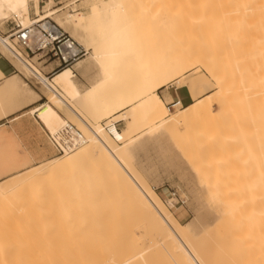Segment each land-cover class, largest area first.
<instances>
[{"label":"rangeland","instance_id":"obj_1","mask_svg":"<svg viewBox=\"0 0 264 264\" xmlns=\"http://www.w3.org/2000/svg\"><path fill=\"white\" fill-rule=\"evenodd\" d=\"M77 1L78 0H56V3L60 7L59 13L71 11L74 20L77 21L75 23L81 24L82 26L84 25V27L86 25L82 32L85 33H83V36H86L85 40L88 43H84L80 39L76 40L74 36L67 31L73 39L85 48L90 46L88 48L90 51L88 54L89 56L87 55L85 58L81 59L72 68L77 75L82 90H85L96 80L103 78L101 76V78L98 79L95 74L85 75L88 71L82 72L80 67L89 68L90 66H97L96 61L89 60L88 58L91 56L92 51L94 55H97V50L93 48V43L94 39L99 37L98 35H100L99 33L103 29H101L99 25H103L105 22L107 23L106 20H108L109 17V20L112 19L107 9H102L105 3L108 5V2L110 3L111 0ZM118 1L123 5V8L118 9L120 11H118V14L116 13L118 17L116 19L119 20L114 22L124 31L125 38L123 37L122 40L130 50L125 52L121 57L120 67L117 73V76H125V82L122 85L114 83L109 86L103 93L106 98L116 94L119 96H126L128 92L130 93V91L127 90L131 89L132 92L133 89L135 90L139 85L137 82L140 79L143 80H140L141 83H144L146 79H149L148 76L154 78L158 77L159 73L163 71L173 70L175 67L174 63L178 60L179 56L183 57V59L185 57L186 59L184 62L192 67L189 72L180 76V80H184L185 78L186 80H200L199 82L201 85H199L198 91L199 89L200 91L212 90V95L210 94V98L206 101L211 104L212 114L210 117H203L195 125L196 131L193 133L194 135L192 134V137L191 135L185 136L182 133L184 131L183 128L181 129L183 130L181 132L182 135L175 136L167 134L162 129H156L153 133L143 136L138 141L139 145L129 146V149L126 150L128 162L140 173V176H142L148 188L154 189V192L162 202L164 208L173 214L180 226L185 227L191 223L195 224V227H192L189 240L192 247L199 250L196 251L197 253L200 252L198 254L202 259L203 257L204 259L207 257L205 260L209 261H205L206 263L241 264L243 261L246 264L247 260L252 257L251 259L253 260H249L251 263L248 261V264H253L254 262L257 264L262 260H259L258 257L261 258V256L258 255L257 257V254H263L258 253L257 248L259 246L254 244V246H256L255 250L257 251L255 257V253L253 254L254 251H248L251 253V256L248 255L247 252L245 254L250 257L247 258L246 256V259L244 258L245 260H243L242 257H244L245 254L242 253V251H245L243 250L244 248L241 247L246 245L242 246L244 243L237 240L238 237L234 233L236 229L233 225V219L232 221L230 220V223L229 219H227L228 215L219 201H221L220 198L225 199L226 202H228V200L234 201L238 207H240L241 213L248 216H252L254 211L264 207V200L262 201L258 197L261 195L260 193L262 191L264 194V187L258 188L261 184L264 186L263 0L258 2H252L253 0H203L204 3L200 1L201 4H199V0H195L194 7H192L193 0ZM72 2L76 3L70 6L69 4ZM92 4L98 5V12L107 14H104V17L103 14L101 17L99 16L98 23L92 20L90 21L89 19L92 16V9L89 5ZM196 4H198L197 7ZM40 6L41 10H43V0H40ZM72 7L76 12L73 11ZM101 9L103 11H100ZM33 13L32 7L30 8L31 18L35 17ZM193 15L194 17L192 18ZM100 21L103 22L101 23ZM15 22L14 19H10L0 24L1 36L7 37L2 34L11 31ZM94 23L96 25L98 24V28L95 25L93 26ZM96 30L100 31L96 33ZM89 33L93 35V38H89ZM92 35L90 37H92ZM87 38L89 40H87ZM19 51L28 62L30 61L33 67L43 76L49 78L45 73L51 69V66L46 68L47 65L38 61L39 56L28 58L21 50ZM0 53H3L2 50ZM3 56L2 61L11 65L15 73H17V71H15L14 68H17L26 78L32 77V75L22 65L20 66L15 59L11 58V56L5 54ZM16 75H18L17 81L20 83H28L26 80H23L19 74ZM144 77L146 78L145 80ZM141 83L139 85L140 87L143 85ZM171 83L173 82H169L166 86ZM134 84L135 87H133ZM176 85L178 86V83H176ZM42 86L43 85L37 86V89L31 86L39 94L38 99L40 100L30 101L29 105L35 103L39 106L48 101L47 92ZM139 86L137 88H140ZM220 87L221 91H223V97L218 102L215 101L214 98ZM106 98L97 100L95 105L93 103L85 106L78 105L80 110L79 115L86 120L90 126H100V128H102L101 123L103 121L112 119L107 115L100 114L103 107H111L106 103ZM5 101V96H2V106ZM130 108L131 106L126 109L117 107L114 109V115L123 113L128 117L127 121L120 122L119 128L121 131L116 132L114 130L115 126L111 127L112 135L104 130L115 145H122L128 138L141 134L161 119L150 117L146 108L140 107L138 103L136 104V111L134 113L128 110ZM175 110L176 108L167 109L168 115L162 118L171 116ZM62 114L67 121L75 123V121L69 119L65 113L62 112ZM29 119L34 118L25 116L22 120L17 122H24L27 125ZM112 121H118V119H113ZM17 122L8 120L4 123H0V125H2V127H0V173L2 171L6 173L0 176V188L8 189V191L13 190L11 191V193H13L11 195L12 199L27 198V201L24 199L22 203L24 202L25 204L26 202V207H29L31 210V205L35 208L38 207L39 210H43L41 212L43 218L46 212L48 216L51 212H62L63 210L65 215L72 217L75 227H78L77 230H74L77 234H73L72 236L75 244L73 245L76 246L77 244L78 249L81 248L80 250L82 251L91 249L93 245L91 239L88 238L94 235L95 230H97L99 226L90 219L88 221V216H85V219L78 217L79 214L80 216H84V214H82L83 212H79L81 211L79 208L82 209V207H85L83 205L87 204L89 200H92L90 198H94V203L96 202V204H98L96 205L98 206L97 208L100 207L104 212L107 211L106 208L109 206V201H114L113 204L110 203L112 206H109L111 207V213L109 214L106 212L108 216L106 215L104 219L108 227L112 225L110 219H112L113 216V223L115 226L116 223L118 224L116 226L117 228H122L124 230V228L134 223V219L130 218L133 215L132 211L128 208H124L122 203L123 200L120 198L117 190L112 186V183L110 184L107 181L106 183H100L98 178L85 181L84 171L83 173L80 172V182L76 183L74 187L66 186L65 188V185L56 182H41L38 183V186L36 184L20 190L18 187L20 180L29 178L35 171V167L44 166L50 161L58 158L62 161L66 158V155L61 156L54 153L51 159L46 162L19 170L12 169V167L14 168L18 165V154L22 151L20 145L13 142L15 139L13 129L14 124ZM4 130L5 132L9 131L12 132V134L14 133L13 136H8V134L3 133ZM116 133L123 137V139L120 140V144L116 143L113 138ZM128 133L130 137L125 135ZM142 144L148 145L150 150L146 151L144 147H141ZM5 162H8L7 167L5 166ZM64 169L65 168L62 170L59 169V171H63ZM94 183L96 185H93ZM63 191L66 195L63 194ZM174 191L183 195L186 198V202H181L170 209L165 205L164 199ZM77 194H80L83 199H79L81 197ZM70 195H74L76 199ZM84 195L86 198L88 197L89 200H87ZM188 195H194L200 206L201 210L196 216H194L193 210L189 206L187 199ZM68 196L70 197L69 199H67ZM263 196L264 195H262V197ZM77 200H79V202H77ZM81 200L85 204L81 203V205ZM62 201L64 206H69L71 204L69 206L70 208H63ZM72 201L76 205H73L74 203H72ZM70 209L72 211H69ZM76 210L79 212L78 214ZM43 212L45 213L44 215ZM125 217L126 220H124ZM120 219L123 220V222ZM120 221L122 223H119ZM219 228L222 229L219 230ZM262 230L264 233V228H262ZM231 231L233 232L230 233ZM221 233L226 235V237L223 235L226 239L222 237ZM263 233L262 236L260 234L261 239H264ZM74 236H77V239H75ZM250 236L252 237L254 235H249V238H251ZM230 237L232 241H230ZM83 238H86L84 242ZM76 240L79 241V244L82 241V245H79ZM247 242L249 243V241ZM258 242L260 241L258 240ZM148 244L149 242L146 241L141 250L147 248L149 246ZM74 246L73 248L76 249L77 247ZM250 246L249 244L248 247ZM260 248L261 246L259 249ZM253 249L254 247L252 250ZM262 251L264 252V247ZM256 257L259 260L258 262ZM262 257L264 256L262 255ZM168 261L169 264L172 262L170 259H168Z\"/></svg>","mask_w":264,"mask_h":264},{"label":"bare ground","instance_id":"obj_2","mask_svg":"<svg viewBox=\"0 0 264 264\" xmlns=\"http://www.w3.org/2000/svg\"><path fill=\"white\" fill-rule=\"evenodd\" d=\"M194 1L195 0H193L192 7L195 6ZM200 1L204 3L203 0H199V4H201ZM258 1H262V0H253L252 2H258ZM24 2L28 6L26 10L19 9L17 12H10L5 7L3 10V17H0V24L5 23L7 20L14 19L16 21L15 23L19 24V26L22 29H28L35 22H40L43 21L44 19L52 18L56 25L61 27L63 30L65 29L66 33L67 31H69L76 40L80 39L84 43L87 42L85 40L86 36L84 37L83 36L84 32H82L86 27V25L84 27V25L82 26L81 24L75 23L77 21L74 20V16L71 13V11H65L62 13H59L60 12L59 11L56 13L55 17L44 16L43 19H39L36 17V6L37 4H40V0H24ZM5 3H7V0H5ZM75 3L76 2H72L69 5L71 6L74 5ZM114 4H120V1L111 0L110 3L108 2V5H114ZM197 5L198 4H196V7ZM31 6L33 7V11H34L33 14L35 16L34 18L30 17V8H32ZM102 9L103 10L107 9L109 15L112 16L111 17L112 19L109 20L110 19L109 17L108 20L105 19L107 23L105 22L103 23V25L102 24L99 25L101 26V29L102 28L103 29L99 33L100 35L97 34L99 37L94 39L95 44L93 43V48L95 50L100 49L101 54L105 59V62L113 65L112 78L108 80L106 83H101V80L103 78L96 80L94 83H92L90 87H88L85 90H82L79 84V80L77 79V75L75 74V71L70 67L64 68L61 71L70 70L72 71L73 75L68 78L62 79L61 81H56V76H59L61 71L55 73V75H53L51 79L43 76L35 67L32 66L30 61L28 62L26 58L22 56L20 51L14 47V45L10 42L11 39L8 37L1 36L0 33V51L2 50V52L5 55L11 56V58L15 59L20 66L22 65L29 72L28 68L25 67V63H27L29 68L35 69V71L41 77V79L38 80L42 83L43 85L42 87H44V90H46L47 99H48V101L43 105L49 106L52 109V114H53L49 118L58 117L64 120L66 123L67 122L70 123L69 121L66 120V118L62 114L63 112L68 116L69 119L75 121V123L73 122L71 124L74 125L79 131H81L86 137L89 138L88 143L82 145L74 152L67 154L66 156L64 155L66 157L64 158V160L61 161V159L58 158L50 161L44 166L35 167L34 168L35 171L33 172V174L29 178L21 179L18 187L21 190L23 188L31 187L32 185H36V184L38 186V183L41 182L42 183L56 182L65 185V188L66 186L74 187L76 183L80 182L79 181L80 172L83 173L84 171L85 181L98 178V181L100 183H104V182L106 183V181L109 182L110 184L112 183V186L117 190L120 198H122L123 200L122 203L124 208H128L130 211H132L133 215L130 218L134 219L133 221L134 223H132L131 226H127L123 230L122 228L116 227L118 225L117 223L115 226V224L113 223L114 222L113 220L114 216H113V218L110 217L112 218L110 219L112 225H109L110 227H108L105 224L104 219L106 218L105 217L106 215L108 216L107 213L109 214L111 213L110 211L111 207L109 206H112L110 205V203L113 204L114 201L112 202L109 201V206H107L108 208H106L107 209L106 211L107 213H106L100 207L97 208L98 206L96 205L98 204H96V202L94 203L93 201L94 198H90L92 200H89V198L88 197L86 198V196L84 195L85 198L89 201L87 204H85L82 200H81L82 202L80 201V204L81 203L85 204L83 205L85 207H82V209L79 208L81 210L79 212L80 213L83 212L82 214H84V216L83 215L80 216L79 214L78 217H82V219L83 218L85 219V216H88L87 218L88 221L90 219L91 221L96 222L99 226L98 229L95 230L94 235L91 238L90 237L88 238L91 239L93 245L91 249L82 251L80 250L81 248L78 249L77 244L76 246H74L75 245L74 238H72L73 234H77L76 231L74 232V230H77L78 227H75L72 217L65 215L63 210L62 212L61 211L51 212L49 213L48 216H47V212L46 214L43 212V215L45 214L43 218L41 214L43 210L40 209L41 210L40 211L38 207L35 208L33 207V205H31L32 210L29 209V207H26L25 205L26 202L25 204L24 202L22 203V200L24 201L25 198L12 199L11 195L13 193H11V191L13 190L8 191V189L0 188V264H124V261L129 259L132 260V264H166V263L169 264L168 259H170L173 262V263L171 262L170 264H208L206 262L209 260L207 261L205 260L207 259V257L205 259L203 257L204 259L203 261V259L198 254L200 252L197 253V251L199 250L192 247L191 242L189 240V235L192 231V227H195V224L191 223L185 227H182L177 223L173 214H171L164 208L162 202L154 192V189L148 188L142 176H140V173H138L136 169H134V167L130 165V163L126 158V150L129 149V146L131 145L134 146L138 144V141L143 136L153 133L156 129H162L167 134L173 136L182 135L181 132L184 130L182 133L185 136L191 135L192 137V134L195 133L196 131L195 125L203 117H210L212 114L211 104L206 102L207 99L210 98L212 94L210 92L200 97V94L204 92L203 90H202L203 92L200 91V89L198 91V87L199 85H201L199 82L200 80H195V79L186 80L188 83L195 85V94H193V91L188 87V83H185V79L180 80L178 86L187 87L192 93L194 102L188 106H182L180 102L176 103L174 105V108H176V110L172 113L171 116L166 118H161L159 122H156L154 125L146 129L141 134L128 138V140L124 142L122 145H115L114 142L106 134V132L102 128H100V126H93V125L90 126L86 122V120H84L79 115L80 110L78 105L85 106L87 104L92 103L91 101H86L84 99V93L90 90L91 88L95 87L96 85H100L99 89L95 94V102H96L99 99L106 98L103 93L112 84L119 83L120 85H122L125 82V76L124 75L117 76L118 68L120 67V59L125 52H128L130 50V48H128L122 40L123 37L125 38L124 31H122L119 28L118 24L116 25L114 22L117 20L116 18H118L116 16V13L118 14V11L120 10L105 8L104 6L102 7ZM102 9L100 11H103ZM97 10L99 11L98 7ZM73 11H75L74 8ZM98 11H97V16L98 18H100L103 13ZM41 13H43V10H41ZM193 17L194 15L192 16V18ZM21 20L25 21L26 23L20 22ZM95 23L93 24V26L95 25L98 28L97 26L98 24L96 25ZM99 31L96 30V33ZM90 36L89 38H93V35L92 37ZM87 40L89 39L87 38ZM89 47L86 48L88 51H89L88 49ZM95 57L96 55H94L92 51V54L88 59L92 61H96ZM185 59H186L185 57L183 59V57L179 56L178 60H176V62L174 63L175 66L174 69L171 71L170 70L163 71L159 73L158 77H175L177 75L183 76L185 73L189 72L192 69V67L188 65L186 62H184ZM84 68L80 67V70L82 69V72H85L88 71L89 69L88 67H84ZM12 76H14L16 80H18V75H12ZM32 76L36 77V75H32ZM148 78L150 79L149 76ZM145 79L146 78L144 77V80ZM139 81L137 82V84L140 85L141 81L140 82ZM168 83L156 87L154 91L157 92L159 89L166 86ZM142 86L141 87L139 86L140 88L136 87L137 89L135 88V90L132 88L133 92L131 89L130 90L126 89L127 91H130V93L128 92L126 96H119L118 94L112 97L108 96L105 99L106 103H108V105L111 107L116 106L117 108L120 109H126L132 106L133 104H137L139 97L142 94L141 93ZM133 87H135V84ZM13 92H14V88L10 87L9 95L12 94ZM2 96H5L4 87L0 85V106H2ZM222 97H223V91H221V87H220L218 92H216V96L214 100L219 102L222 99ZM37 100H39L38 95H37ZM168 109L170 110V107ZM118 121L124 122L121 119H118ZM182 128L183 130H181ZM114 130L116 132L119 131L115 127ZM3 133L8 134V136L10 135L13 136L12 132L9 131L5 132L4 130ZM125 135L130 137L129 133ZM126 145L127 147H125ZM28 163L30 164L31 161H29ZM25 167L27 166L23 164H18L14 168L12 167V169L19 170ZM63 168L65 169L61 171ZM59 169L61 170L59 171ZM4 174L6 173L2 171L0 173V176ZM93 185L96 184L94 183ZM259 187H264V186H262L261 184V186H258V188ZM86 191L90 192L89 190ZM262 192L261 193L259 192L261 195H259L258 197L260 200L263 201L264 196L262 197V195L264 194ZM63 194H65V192ZM70 196H73L75 198L74 195H70ZM78 196H80V194ZM69 198L70 197L68 196L67 199ZM79 199H83V197ZM222 199L223 198H220L221 201H219V203L223 207L224 211L227 213L228 215L227 219H229V222L230 220L232 221L233 219V225L234 228L236 229L234 233L238 237L237 240L242 241V243H244L242 244V246L243 245L247 246V247L246 246L241 247L244 248L243 250L245 251V252L242 251V253L245 254L248 251L249 252L254 251L253 254L255 253L254 254L255 257L256 252L258 251V253H263L262 255L264 256V252L262 251L264 247L262 246L264 245L263 242L264 239H261L263 233L262 228H264V207L263 208L261 207L258 210L254 211L252 216H248L241 213L240 207H238V205L234 201L226 199L228 200V202H226L225 199H223L224 201ZM25 201H27V198L25 199ZM73 201L72 203H74ZM77 202H79V200H77ZM63 204L64 203L62 201V205ZM73 205L76 204L74 203ZM69 206L63 205V208ZM69 211L72 210L70 209ZM79 212L76 210L77 214ZM124 220H126V217ZM121 221L123 222V220ZM121 221L119 223H122ZM220 229L222 228H219V230ZM233 231H231L230 233H232ZM250 233L254 235L252 237L250 236L251 238H249V235H252ZM223 235L225 234H222V237ZM75 239H77V236L75 237ZM85 239L83 240V242L85 241ZM258 240L260 242H258ZM77 241L78 240H76V242ZM146 241L149 242L148 244L149 246L141 250L143 244H145ZM230 241H232V238ZM247 241H249V243ZM249 244L251 245L250 246L251 248L248 247ZM254 244L259 247L261 246L260 248L261 250L258 247L257 248L258 250L256 251L255 250L256 246H254ZM73 246L77 248L74 249ZM253 247L254 249L252 250ZM249 252L247 254L251 256V253ZM258 255L261 256V258L258 257ZM262 255L257 254L259 260L261 259L262 260L259 261L257 257L256 260L257 262L259 261L258 263L261 262L263 264L264 257H262ZM246 256L247 255L245 254V256L242 257L243 260L246 259ZM249 257L247 256V258ZM251 258L252 257H250V259L247 260L246 264H248L249 260H253ZM249 262L251 263V261ZM242 263L245 264V262L243 261L241 262V264ZM209 264H211V262ZM253 264H255V262Z\"/></svg>","mask_w":264,"mask_h":264},{"label":"snow or ice","instance_id":"obj_3","mask_svg":"<svg viewBox=\"0 0 264 264\" xmlns=\"http://www.w3.org/2000/svg\"><path fill=\"white\" fill-rule=\"evenodd\" d=\"M43 5V13H41L40 4H37L36 6V17L39 19H43L44 16L55 17L56 13L60 11V7L57 5L56 0H43ZM5 7L10 12H17L19 9L26 10L28 6L25 4L24 0H7V3H5V0H0V17H3V10ZM89 7L92 9V16L90 19L93 22H99L97 17L98 5L92 4L89 5ZM104 7L120 9L123 8V5L114 4L105 5ZM21 22L26 23L23 20H21ZM95 60L97 61V66H90L88 72H86L85 75L95 74L98 79L102 76L103 79L101 80V83H106L112 78L113 65L105 62L100 49H97ZM25 67L28 68L31 75H36L37 79H41L35 69L29 68L27 63H25ZM53 75H55V72H53ZM72 75L73 73L70 70L61 71L60 75L56 76V81H61L62 79L68 78ZM49 78L51 79V77ZM180 79L181 78L179 75L175 77H154L146 79L141 89L142 94L140 95L137 103L140 107L146 108L150 117L162 118L168 115L167 109L170 107V105H168L166 98L160 96L154 91V89L168 82L180 83ZM185 83H188L186 78ZM0 85L4 87V94L6 98L4 105L0 106V123H4L8 120L19 121L25 116H31L35 118L40 125L38 130L32 132L35 143L27 146L20 154V158L17 161L18 164L31 167L28 162L34 160L35 156L41 150H52L57 148V142L61 136L68 132L69 125L58 117L49 118L53 114L52 109L47 105L40 104L38 106L35 103L29 105L30 101L37 100L38 95L36 90L33 89L30 84L26 82L20 83L14 76L0 72ZM10 87L14 88V92L11 95H9ZM99 87L100 85H96L95 87L86 91L84 93V99L86 101H91L95 105V94ZM188 87L193 91V94H195V85L188 83ZM115 107L116 106L103 107L100 114L107 115L112 119H121L123 121H127L128 117L123 115V113H117L115 115L113 114ZM128 110L134 113L136 111V104H133ZM115 139L120 141L123 139V137L117 134L115 135ZM125 147H127V145ZM141 147H144L146 151L150 150L149 146L146 144H142ZM5 166H8V162H5ZM187 199L189 206L193 210L194 216L198 215L201 209L195 196L188 195ZM124 264H132V260H126L124 261Z\"/></svg>","mask_w":264,"mask_h":264},{"label":"built area","instance_id":"obj_4","mask_svg":"<svg viewBox=\"0 0 264 264\" xmlns=\"http://www.w3.org/2000/svg\"><path fill=\"white\" fill-rule=\"evenodd\" d=\"M2 35L10 38L14 47L21 50L26 57L34 58L39 56L38 61H41L44 65H52L51 69L45 73L48 77H52L53 72L57 73L64 68H73L78 61L89 54V51L86 48L78 44L51 19H44L43 21L35 22L28 29H22L19 24L15 23L11 31ZM0 55L4 57L2 53H0ZM24 78L35 88L42 85V83L34 76L31 78ZM112 120L113 119L106 120L101 123L103 130L111 134L110 128L115 126L121 131L119 128L120 121ZM67 124L69 125L68 132L60 137L57 142V148L53 149L56 154L61 156L70 154L89 142V138L74 125L68 122ZM113 138L116 143H121V141H117L115 137ZM181 202L185 203L186 198L177 191L172 192L166 197V199H164L165 205L170 209L174 208Z\"/></svg>","mask_w":264,"mask_h":264},{"label":"crops","instance_id":"obj_5","mask_svg":"<svg viewBox=\"0 0 264 264\" xmlns=\"http://www.w3.org/2000/svg\"><path fill=\"white\" fill-rule=\"evenodd\" d=\"M78 1H80V0H78ZM49 66L52 67V65H47L46 68H48ZM14 69H16L17 73H15L13 71L11 65H8L4 61H2V56H0V72H4V73H6L8 75H11V76L19 74L22 77V79L25 80V78H24L25 76L23 74H21L17 70V68H14ZM33 88H35V87H33ZM35 89H37V88H35ZM211 91H212L211 89H208V90L204 91L202 94H200V97L203 96V95H206L207 93H209ZM157 93L160 96L166 98V100L168 102V105H170V109L174 108V105L176 103H179V102L181 103L182 106H188V105H190V104H192L194 102V98H193L192 93L190 92V90L187 87H185V86H180V87L177 86L176 82H173V83H171L168 86L162 87L161 89L158 90ZM13 122H17V121H13ZM0 127H2V125H0ZM39 127H40V125L36 121L35 118L34 119H29L28 122H27V125L24 122H17V123L14 124L13 132L15 134L14 133L13 134H14V138L15 139H14L13 142L15 144L20 145V148L22 149V151H20L19 154H18L19 157H20V154L23 152V150L27 146L35 143V139H34V137L32 135V132L35 131V130H38ZM37 134H38V131H37ZM54 153H55V151L53 149L52 150H41L35 156V159L31 161L30 165L34 166V165H38L40 163L46 162V161L51 159V157L53 156Z\"/></svg>","mask_w":264,"mask_h":264}]
</instances>
